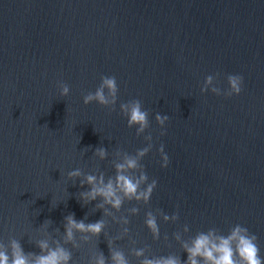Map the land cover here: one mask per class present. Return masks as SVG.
Instances as JSON below:
<instances>
[{"label":"water","instance_id":"obj_1","mask_svg":"<svg viewBox=\"0 0 264 264\" xmlns=\"http://www.w3.org/2000/svg\"><path fill=\"white\" fill-rule=\"evenodd\" d=\"M229 74L243 77L239 94L223 95ZM101 76L116 78V104H84ZM132 99L148 110L140 135L119 108ZM157 113L169 117L163 126ZM149 134L140 163L157 184L148 202L125 198L117 210L80 198L86 174L107 180ZM76 168L81 176L69 178ZM69 213L104 228L65 242ZM236 224L257 236L264 258V0H0V250L10 254L15 239L39 254L46 240L71 251L69 264H94L101 252L113 264L111 241L129 264L183 262L198 233L227 235Z\"/></svg>","mask_w":264,"mask_h":264},{"label":"clouds","instance_id":"obj_2","mask_svg":"<svg viewBox=\"0 0 264 264\" xmlns=\"http://www.w3.org/2000/svg\"><path fill=\"white\" fill-rule=\"evenodd\" d=\"M213 75L205 77V85L211 84ZM228 88L223 92L225 96L239 94L242 90L243 77L238 74H229L226 77ZM107 90V94L105 93ZM207 90V87L201 88V92ZM118 85L114 76H101L100 84L94 92H88L83 96V103L97 102L102 106L115 105L117 101ZM211 92L217 95L221 94V89L212 87ZM69 93V86L60 82V95L65 96ZM120 112L127 117V126H137L136 134L140 135L149 127L148 110H142L141 101L132 99L127 102L120 103ZM169 117L157 113L155 121L158 125L163 126ZM163 130L161 135H163ZM144 139L149 141L147 146L136 150L135 154L124 153L122 162L114 163V175L108 176L107 180L103 173L99 175L86 174L84 179L80 181L81 186L85 183L90 185L86 192H81L80 198L85 202L95 200L98 196L102 198V203L96 205L98 208H103L105 204L111 205L119 210L124 202L128 200H142L148 202L151 194L156 187L157 181L149 178L144 171V166L140 163L141 159L150 151L151 135L144 136ZM161 156V167H166L169 163L168 156L164 153L163 145L157 149ZM96 156L103 159L107 155L105 148L100 147L95 149ZM119 154V153H118ZM138 170V175L134 174ZM81 170L76 168L67 173L69 178L81 176ZM105 211H107L105 209ZM132 212H138L137 208H132ZM145 224L151 231L154 238L159 235V227L156 218L151 212H148ZM174 213L172 219H176ZM168 220L167 215L164 216ZM65 220V242L74 240V230L79 232H90L94 235H99L104 228V220L100 219L92 223H85L83 220H76L74 214L69 213L64 217ZM127 223V220L125 221ZM50 221H45L43 227H46ZM128 231V229H125ZM84 239H88L87 236ZM109 253L113 264H129L123 252L114 250L111 247V241H108ZM74 247L76 245H73ZM37 247L41 250L40 253H25L19 242L15 239L11 241V253L6 250H0V264H69L72 259L70 250L64 248L57 243V246L52 248L46 240L37 242ZM185 252L187 255L186 261H181L176 256H160L155 258H144L141 264H264V258L260 256V248L257 244V236L250 233L249 230L236 224L233 226L227 235L216 234L215 230H209L207 233L200 232L192 240L191 245L185 244ZM135 255L142 256L143 249L135 251ZM197 257L202 258L198 260ZM31 258V259H30ZM94 264H106V258L101 252L95 259Z\"/></svg>","mask_w":264,"mask_h":264}]
</instances>
